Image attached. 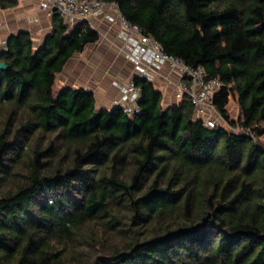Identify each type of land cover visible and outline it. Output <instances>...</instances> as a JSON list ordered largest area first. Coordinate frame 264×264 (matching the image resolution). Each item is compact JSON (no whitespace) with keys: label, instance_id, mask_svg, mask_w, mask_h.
<instances>
[{"label":"trees","instance_id":"trees-1","mask_svg":"<svg viewBox=\"0 0 264 264\" xmlns=\"http://www.w3.org/2000/svg\"><path fill=\"white\" fill-rule=\"evenodd\" d=\"M104 1L218 77L212 104L241 131L205 125L186 97L163 106L153 81L136 74L132 115L97 107L86 87L55 92L67 60L99 39L84 21L70 26L54 12L40 45L26 30L9 35L0 49V264H264V0ZM232 93L237 121L226 109ZM114 232L123 239L107 242Z\"/></svg>","mask_w":264,"mask_h":264},{"label":"crops","instance_id":"crops-1","mask_svg":"<svg viewBox=\"0 0 264 264\" xmlns=\"http://www.w3.org/2000/svg\"><path fill=\"white\" fill-rule=\"evenodd\" d=\"M113 12L107 7L102 13L92 14L83 20L91 27H97L99 39L75 52L58 72L61 87L82 86L92 90L97 107L111 108L112 99L120 93V85L134 75L133 65L122 50L120 27L106 17V13ZM65 22L75 26L82 21L65 19ZM52 29V15L40 8L39 0H17L14 7L0 8V49L5 47L8 36L19 30L29 31L34 43L40 45ZM176 79V75L164 66L153 81L162 92L163 106L178 102L175 97Z\"/></svg>","mask_w":264,"mask_h":264},{"label":"built area","instance_id":"built-area-1","mask_svg":"<svg viewBox=\"0 0 264 264\" xmlns=\"http://www.w3.org/2000/svg\"><path fill=\"white\" fill-rule=\"evenodd\" d=\"M39 6L48 15L54 12L70 22L83 21L90 15L102 13L104 8L113 10L106 13L111 22L120 27L124 56L132 63L134 74L154 81L160 70L167 66L177 79L175 97L178 100L186 97L195 108V116L203 120L205 125L215 127L218 122L210 113L214 108L212 99L222 82L218 77H210L201 65L191 66L182 58L167 53L162 44L146 34L142 28L129 22L114 2L104 0H39ZM97 30V27H92ZM120 93L112 99V107H119L132 115L139 111L140 87L133 81V76L120 85ZM211 115V116H209Z\"/></svg>","mask_w":264,"mask_h":264},{"label":"rangeland","instance_id":"rangeland-1","mask_svg":"<svg viewBox=\"0 0 264 264\" xmlns=\"http://www.w3.org/2000/svg\"><path fill=\"white\" fill-rule=\"evenodd\" d=\"M58 76L59 75L57 74L56 79H55V84H54V91L55 92H57V90L60 89V87H61ZM211 109H212V112L210 114L216 118L218 124H221L222 126H224L226 129H228L230 131H241V127L239 125L232 127L222 118V116L219 114V112L215 108H211ZM226 109H227V112H228L230 119L237 121L241 115V109H240V106H239L238 101H237V95L235 93H232L229 96V100H228V103L226 105ZM211 115H209V116H211ZM261 125L264 127V124H261ZM9 180H10V184H13L11 180H16V179L15 178H9ZM104 236L107 237V239H106L107 242H116L120 239H123L121 233H118V232H114V233H110V234L105 233L103 235V237Z\"/></svg>","mask_w":264,"mask_h":264},{"label":"water","instance_id":"water-1","mask_svg":"<svg viewBox=\"0 0 264 264\" xmlns=\"http://www.w3.org/2000/svg\"><path fill=\"white\" fill-rule=\"evenodd\" d=\"M6 68H7V64L0 60V69H6ZM96 114H97V111H95L94 115H96ZM256 142L261 148L264 149V138L258 137L256 139Z\"/></svg>","mask_w":264,"mask_h":264}]
</instances>
